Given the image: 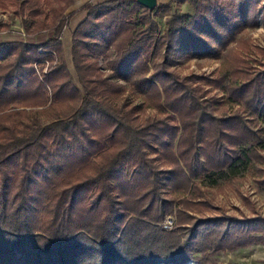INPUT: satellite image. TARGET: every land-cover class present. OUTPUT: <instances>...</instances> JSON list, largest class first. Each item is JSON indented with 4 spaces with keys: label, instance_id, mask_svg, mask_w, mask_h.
Here are the masks:
<instances>
[{
    "label": "trees",
    "instance_id": "trees-1",
    "mask_svg": "<svg viewBox=\"0 0 264 264\" xmlns=\"http://www.w3.org/2000/svg\"><path fill=\"white\" fill-rule=\"evenodd\" d=\"M75 1L0 0L27 38L0 41V264H218L215 250L261 240L264 216L220 211L202 181L254 169L264 189V48L224 50L215 75L173 67L188 45L218 57L255 9L237 0L232 21L209 0L214 30L198 0H171L194 12L173 11L160 29L153 17L169 2L85 3L71 33L75 82L60 40ZM123 81L156 113L141 118ZM173 212L171 229L156 224Z\"/></svg>",
    "mask_w": 264,
    "mask_h": 264
},
{
    "label": "rangeland",
    "instance_id": "rangeland-1",
    "mask_svg": "<svg viewBox=\"0 0 264 264\" xmlns=\"http://www.w3.org/2000/svg\"><path fill=\"white\" fill-rule=\"evenodd\" d=\"M198 1L199 10L204 12L213 29L217 30L216 23L212 20L209 11L206 9L209 0ZM215 1L216 0H211L212 3ZM236 1L237 0H217V3L224 7L226 14L232 17V21H240L239 6ZM174 2L178 3L176 4V7L175 5H173V7L170 6V10L166 13H161L153 17L160 29L165 27L166 19L173 11H177L179 14L187 13L182 10L179 4L182 2ZM262 3L263 1L259 2V0L257 1V4L256 0L245 1L247 7L253 10L255 9L256 11V24L254 26H244L241 28L236 34L234 41H229L225 45L226 48L222 49L218 57L208 55V53H206V49L200 47L201 44L197 46L195 45V47L188 45L187 48L175 51L174 56H176V62L173 67L176 72L181 75L188 74L190 72L215 75L222 66V61L224 60L223 55L225 54L224 50L239 53L243 56L253 54V56L262 57L259 50V48H264V7L261 6ZM189 8L190 11L188 13L192 14L194 12V8L190 3ZM68 10L69 9H67V11ZM0 25V41L27 39L22 27V19L20 16L14 14L12 8H0ZM200 36H202L203 40H205L207 44L216 45L208 32L203 33ZM161 55L162 54H159L157 58H161ZM64 60L72 79L76 82L77 78L71 60V54L64 56ZM99 64L105 74L110 72L106 57L99 58ZM49 66V63L46 62L41 72H46ZM123 82L127 86V91L124 94L126 98H128L132 103H141L143 105L142 110L139 112L141 118H145L156 113L152 108L144 104L142 95H140L136 90H133L128 82ZM208 94L219 96L221 91L217 88H209ZM224 107L228 110H236L241 109L242 105L226 103ZM26 109H29V107H26ZM42 117L44 116L42 115ZM255 123L257 125H262L260 119H257ZM262 153L264 154V149L262 150ZM259 165L264 168V162H261ZM257 175L258 173L252 169L238 175L237 177L226 180L220 179L216 182L202 181V184L204 185L203 190L211 202L218 206L220 211H225L226 213L234 214L236 216L248 217L256 214L264 216V189L257 183ZM215 211L217 210L214 209L208 213H215ZM166 217L173 218V224L171 227L164 228L159 225L160 222L156 224L164 229H171L176 221L175 212L167 214L164 219ZM210 257L218 264H264V234L261 240L246 245L230 249L224 248L215 250L210 254ZM183 264L199 263L196 259H192L185 261Z\"/></svg>",
    "mask_w": 264,
    "mask_h": 264
},
{
    "label": "crops",
    "instance_id": "crops-1",
    "mask_svg": "<svg viewBox=\"0 0 264 264\" xmlns=\"http://www.w3.org/2000/svg\"><path fill=\"white\" fill-rule=\"evenodd\" d=\"M104 0H78L75 1L69 8L71 10V15L67 21V24L63 27L60 38L63 46V51H64V56L67 54H71V33L75 29V27L85 18L87 14V10L84 8L85 3H97L101 2ZM158 2H170V6L173 7L175 5L176 7V2L171 1V0H158ZM182 10L186 11L187 13L190 11L189 9V3L188 2H182L179 3ZM70 56V55H69ZM67 62V61H66Z\"/></svg>",
    "mask_w": 264,
    "mask_h": 264
},
{
    "label": "water",
    "instance_id": "water-1",
    "mask_svg": "<svg viewBox=\"0 0 264 264\" xmlns=\"http://www.w3.org/2000/svg\"><path fill=\"white\" fill-rule=\"evenodd\" d=\"M140 4L146 6L149 9H154L158 6V0H136Z\"/></svg>",
    "mask_w": 264,
    "mask_h": 264
},
{
    "label": "built area",
    "instance_id": "built-area-1",
    "mask_svg": "<svg viewBox=\"0 0 264 264\" xmlns=\"http://www.w3.org/2000/svg\"><path fill=\"white\" fill-rule=\"evenodd\" d=\"M173 224V218L172 217H166L162 222H160L159 225H161L164 228L171 227Z\"/></svg>",
    "mask_w": 264,
    "mask_h": 264
}]
</instances>
